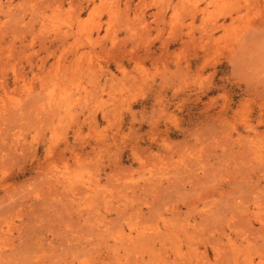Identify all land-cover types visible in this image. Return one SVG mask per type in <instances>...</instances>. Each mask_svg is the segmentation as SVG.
Segmentation results:
<instances>
[{"label": "rangeland", "instance_id": "obj_1", "mask_svg": "<svg viewBox=\"0 0 264 264\" xmlns=\"http://www.w3.org/2000/svg\"><path fill=\"white\" fill-rule=\"evenodd\" d=\"M0 264H264V0H0Z\"/></svg>", "mask_w": 264, "mask_h": 264}]
</instances>
